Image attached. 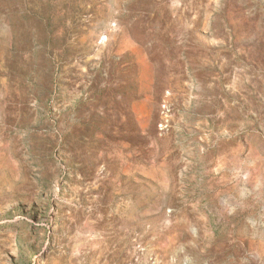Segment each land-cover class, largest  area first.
Segmentation results:
<instances>
[{
	"label": "rangeland",
	"instance_id": "rangeland-1",
	"mask_svg": "<svg viewBox=\"0 0 264 264\" xmlns=\"http://www.w3.org/2000/svg\"><path fill=\"white\" fill-rule=\"evenodd\" d=\"M0 264H264V0H0Z\"/></svg>",
	"mask_w": 264,
	"mask_h": 264
}]
</instances>
